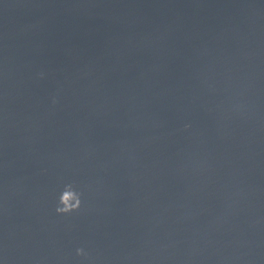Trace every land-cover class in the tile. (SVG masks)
I'll list each match as a JSON object with an SVG mask.
<instances>
[{"label": "clouds", "instance_id": "obj_1", "mask_svg": "<svg viewBox=\"0 0 264 264\" xmlns=\"http://www.w3.org/2000/svg\"><path fill=\"white\" fill-rule=\"evenodd\" d=\"M53 103H56L55 99L53 100ZM190 127L191 126L189 124L184 125L185 130ZM81 204L82 201L80 197L75 198L74 204H69V197L67 194H65L60 198L59 203L56 205L55 213L58 216H66L73 212H79L81 210ZM76 256L88 259L90 257V253L86 251L84 247H78L76 249Z\"/></svg>", "mask_w": 264, "mask_h": 264}]
</instances>
